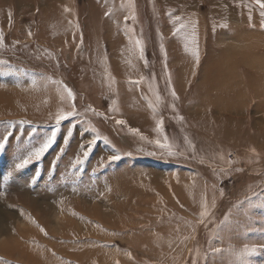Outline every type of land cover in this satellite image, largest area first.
Segmentation results:
<instances>
[{
	"label": "rangeland",
	"instance_id": "rangeland-1",
	"mask_svg": "<svg viewBox=\"0 0 264 264\" xmlns=\"http://www.w3.org/2000/svg\"><path fill=\"white\" fill-rule=\"evenodd\" d=\"M262 12L0 0V264H264Z\"/></svg>",
	"mask_w": 264,
	"mask_h": 264
},
{
	"label": "snow or ice",
	"instance_id": "snow-or-ice-1",
	"mask_svg": "<svg viewBox=\"0 0 264 264\" xmlns=\"http://www.w3.org/2000/svg\"><path fill=\"white\" fill-rule=\"evenodd\" d=\"M255 3L259 5V7L261 9H264V0H255ZM262 16H264V12L261 13ZM262 27H264V24H262ZM139 43V41L137 42ZM197 59H198V55H197ZM170 82V81H169ZM69 94L71 95V92H69ZM173 95H175V92L173 90ZM74 113L72 112H68L67 114H60L57 116V123H59L61 120L66 119L67 116H71ZM125 121L123 120H118L117 124H124ZM133 132H137L138 130L136 129H132ZM54 137H55V133L52 134V136H50L43 144L40 148H38L37 150H35L32 154H30L28 156V158L24 159L22 164L20 166H25L27 165L33 158L39 159L43 153L52 145V143L54 142ZM91 144H94L95 141L90 142ZM0 147H3V143H0ZM87 155V152H85V156ZM118 157L113 156L112 159H116ZM205 209H206V205H205ZM206 210L205 212H202L201 215H206Z\"/></svg>",
	"mask_w": 264,
	"mask_h": 264
},
{
	"label": "crops",
	"instance_id": "crops-1",
	"mask_svg": "<svg viewBox=\"0 0 264 264\" xmlns=\"http://www.w3.org/2000/svg\"><path fill=\"white\" fill-rule=\"evenodd\" d=\"M166 232H168V231H166ZM166 232L165 233H163V235H161V236H158L157 238V242H173V241H178V242H181L182 241V238L180 237L179 239H176V240H174V238L173 237H171V235L172 234H170V235H168V234H166ZM139 242H146V240H143V241H139ZM148 242H152V241H148ZM157 247V246H156ZM151 250H153V249H151V247L147 250H143V251H147V252H152Z\"/></svg>",
	"mask_w": 264,
	"mask_h": 264
}]
</instances>
